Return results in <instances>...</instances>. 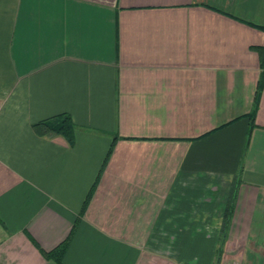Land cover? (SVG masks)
Here are the masks:
<instances>
[{"label": "crops", "instance_id": "1", "mask_svg": "<svg viewBox=\"0 0 264 264\" xmlns=\"http://www.w3.org/2000/svg\"><path fill=\"white\" fill-rule=\"evenodd\" d=\"M0 264H264V0H0Z\"/></svg>", "mask_w": 264, "mask_h": 264}, {"label": "trees", "instance_id": "2", "mask_svg": "<svg viewBox=\"0 0 264 264\" xmlns=\"http://www.w3.org/2000/svg\"><path fill=\"white\" fill-rule=\"evenodd\" d=\"M33 128L39 133H48L55 132L62 134L68 141L72 138L73 133V124L70 121V118L67 115H60L57 122H47L40 121L33 125ZM230 200L228 201V205L231 202V196L233 194V189L230 191Z\"/></svg>", "mask_w": 264, "mask_h": 264}]
</instances>
